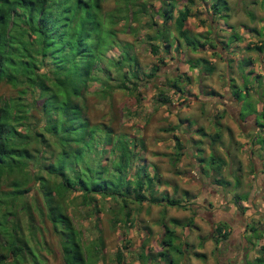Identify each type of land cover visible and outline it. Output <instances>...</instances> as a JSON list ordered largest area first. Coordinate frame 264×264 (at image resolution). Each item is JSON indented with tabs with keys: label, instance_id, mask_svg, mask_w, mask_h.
<instances>
[{
	"label": "rangeland",
	"instance_id": "rangeland-1",
	"mask_svg": "<svg viewBox=\"0 0 264 264\" xmlns=\"http://www.w3.org/2000/svg\"><path fill=\"white\" fill-rule=\"evenodd\" d=\"M140 2L145 3L144 12L134 0H103L101 9L107 12V15H112L110 10L115 7L124 12V5L127 6L129 15L126 21L113 25L115 31L110 29L114 24L110 20L104 22L102 29L100 26L97 28L101 37L97 51L103 50L101 62L105 63L109 71L104 73L105 76L109 73L116 75L114 64L106 61L109 58L115 60L120 52L124 55L128 52L135 57L139 69L138 80L130 79L135 86L129 83L135 90H114L109 97L103 98L101 94L96 96L91 93L98 87L97 83H92L87 90L85 112L89 123L97 124L99 130L104 129L102 124L111 128L114 133L112 140H118V144L112 145L113 152H109V148L106 149L109 153L108 158L109 160L116 158L115 155L120 151L125 153L129 161L126 179L127 177L133 179V173L136 171L140 174L144 172L146 176L142 178V182L145 186L147 178L154 174L161 181L154 187L157 189L156 195L160 196L165 191L169 198L177 199L187 206L183 209L164 204L133 203L128 206L134 210L130 212V223L126 224L124 209L118 211L116 199L100 200L96 197V207L100 209L98 213H94L90 207L77 208L79 222L76 226L83 230V246H87V243L93 244V240L100 246L101 250L97 249L96 252L101 256L97 264H117L116 251H119L123 264H264V261L263 263L255 261L260 254L258 249L251 247L249 243L246 251L243 249L244 253L238 256L233 253H237L238 248L232 249V245L228 246L226 239L214 243L215 235L212 230L214 227L208 226L209 216H200L190 207L195 198L205 196L208 200L212 199L209 195V185H206V190L200 192L203 189L202 185L195 181L199 176L195 170L196 161L205 158L201 164L207 170L204 173L207 178V172L210 174L216 169V163L210 161L211 156L222 158L227 149L231 155H238L241 162L237 167L238 176L228 177L231 189H228L229 186H221V190L224 192L232 190L230 199L236 201L233 205L235 214L236 210L245 213V207H248V202H245L249 195L245 190H251V164L247 162L246 154L248 150H253L255 155L264 158L263 148L251 145L253 138H256L255 144L261 145V138L258 136L262 134L260 131L242 133L229 112H224L222 103L226 101L225 95L227 97L228 94L232 95L238 102L243 120L248 122L254 119L258 127L261 123L264 124V120L260 119L261 112H264V0H206V3L192 0L193 4H188L186 0H177L174 10L186 5L190 10V16L184 24L185 40L178 37L172 25L174 12L173 19L165 24L167 33L163 30L161 18L156 14L159 2L157 0ZM214 2L215 6H212ZM212 9L216 11L215 14ZM150 21L156 24L151 25ZM155 30H159V33L155 34ZM151 34L159 37L157 40L161 38V41L168 44L167 51L164 49L165 43L160 41L152 43L158 46L157 52L151 51V43L147 39ZM163 36H166L167 41ZM257 46L261 47L260 51L255 50ZM202 60L207 62L206 66ZM123 64L128 67V62ZM154 66L157 70L152 77H148ZM206 67L208 69L212 67V70L208 71ZM126 68L123 70L130 69ZM174 80L178 81L180 92H174L169 87ZM58 87L55 81L50 83V91L46 92L41 100H47L46 114L61 113L65 126L69 124L73 126L69 133L63 134V137L67 141H75L81 138L83 133L80 123L82 101L79 94L71 95V87L67 84L63 90ZM159 93L168 98L167 104L157 100ZM19 96L22 97V94L18 93L16 96L14 88L6 84L0 85V105L8 98L18 101ZM218 96L224 98H217ZM26 100L30 102L31 95H27ZM40 102L36 103V107L38 105L40 108ZM54 109L56 111H53ZM30 115L24 124L16 128L22 135L16 141L18 150L29 149V152L12 155L7 159L10 165L15 166L16 162L26 163L27 169L32 167L33 170H37L46 167L44 165L49 162L54 164L61 161V158L69 165L78 160L81 152L78 143L64 142L62 145L49 140L47 129L56 127L59 130L62 122L48 126L45 119H41L39 110L35 108L30 110ZM215 133L219 135V140H212ZM97 136L98 132L96 138ZM137 139L142 142L141 148ZM27 140L30 142L29 145L26 143ZM48 141L55 151L61 146L60 151H56L55 158L49 159L51 152L47 146ZM177 142L181 146L180 156L177 161L172 162L175 152H178L175 148ZM95 146L102 150L98 140L94 138L91 150ZM123 158L125 159L123 156L120 159ZM192 173L195 174L194 179L190 177ZM223 173L227 174L226 169ZM211 175L215 176L213 172ZM238 181L239 186L236 187ZM28 187L31 191L27 198L33 192L34 184L29 182ZM0 189L10 190L3 186ZM40 203L41 200L38 204ZM2 210L0 204V211ZM215 216L217 219L212 218L213 226L224 224L219 221L218 215ZM190 218L192 221L186 226ZM172 219L178 220L179 223L175 224ZM35 220L38 221L37 218ZM247 222L246 239L248 237V241L256 246L260 242L264 245V233L259 229V225H255L256 218L250 216ZM198 223L203 225L206 223V234L203 236L197 230ZM43 225V231L36 234L38 240L43 242L40 254L47 264H64L55 236L49 230L47 222H43ZM164 226L175 231L176 237L172 239L171 247L160 246ZM224 228L227 235L229 227H225L224 224ZM177 247L182 249V253L174 251L178 249ZM195 251L202 256H195Z\"/></svg>",
	"mask_w": 264,
	"mask_h": 264
},
{
	"label": "trees",
	"instance_id": "trees-1",
	"mask_svg": "<svg viewBox=\"0 0 264 264\" xmlns=\"http://www.w3.org/2000/svg\"><path fill=\"white\" fill-rule=\"evenodd\" d=\"M102 1L0 0V85L6 84L14 88L16 96L18 93L22 94L18 101L8 98L0 105V187L10 188V190L0 189L2 194L0 204L3 207L0 211V264H47L40 254L43 242L38 240L36 235L43 231V222H47L49 230L55 236L64 264H97L101 256L96 252L101 250L100 246L94 240L93 244L87 243V246H83V230L76 226L79 222L78 207H90L94 213L99 212L100 209L96 207V197L100 200L116 199V205H119L118 211L124 209L126 224L130 223V212L134 210L128 206L133 203L164 204L183 209L187 206L177 199L169 198L165 191L160 196L156 195L157 189L154 187L161 181L154 174L147 178L145 186L142 182V178L146 176L144 172L140 174L136 171L133 173V179L128 177L126 179L128 175L126 167L129 161L125 153L120 151L115 155L117 160L108 158L109 153L106 149L109 148V152H113L112 145L118 144V140H112L114 133L111 128L102 124L104 129L99 130V126L90 124L86 116V95L92 83H97L98 87L91 93L96 96L101 94L103 98H106L114 90H135L133 88L135 84H132L130 79L138 80L139 69L136 59L128 52L126 55L120 52L115 60L107 58L106 62L114 64L116 75L109 73L105 76L104 74L109 71L105 63L101 62L100 56L103 55V50L97 51L101 41L97 28L100 26L102 29L104 22L110 20L114 23L110 29L115 31L113 25L126 21L129 10L125 5L124 12L115 7L110 10L112 15H107V12L101 9ZM140 1L134 0V3L140 5L144 12L145 3ZM157 1L159 7L156 14L162 20L164 32L168 33L165 24L170 23L174 12L172 25L178 37L185 40L184 24L190 16L188 6L174 10L177 0ZM200 1L206 3V0ZM186 2L193 4L192 0H186ZM212 6H215V2ZM212 10L215 14L216 11ZM131 15L133 16V13L130 14L132 19ZM210 21L212 22L211 19ZM154 24L156 23L151 22V25ZM155 32L158 34L159 30ZM155 36L152 34L147 36L151 43V51L154 53L157 52L158 46L152 43L164 42L161 38L157 40L159 37ZM163 37L166 39V36ZM164 43V49L167 51L168 44ZM255 50L260 51L261 47L257 46ZM124 62H128L127 68ZM201 62L204 66L207 65L205 60ZM124 68L130 69L124 71ZM156 70L155 66L152 67L148 77H152ZM211 70L212 67L208 69V71ZM75 78L77 80H74ZM54 81L61 90L65 89L64 86L67 84L71 87V95H80L83 106L80 123L83 133L81 138L75 141H67L63 137V134L69 133L73 126L71 124L65 126L64 121L62 122L64 116H61V113L60 115L46 114L47 100H41L43 95L50 91V83ZM177 82V80L171 81L169 85L174 92H180ZM27 95H31L30 102L26 100ZM157 100L163 104L169 102L168 98L161 93L158 94ZM37 102H40V108L38 105L36 107ZM34 108L39 110L41 119H45L48 126L50 124L55 126L62 122L59 130L56 127L47 129L49 140L62 145L64 142L78 143L81 152L77 161L69 165L61 158V161L54 164L49 162L44 165L46 167L37 170H33L32 167L27 169L26 163L16 162L15 166L8 163L7 159H10L12 155L29 152V149L18 150L16 141L22 135L16 128L27 121L31 116L30 110ZM240 115L242 117L241 112ZM260 119L264 120V112H261ZM258 123L261 122L258 121ZM259 127L262 128L260 130L262 136L258 137L261 138L260 146H263L264 151V124L261 123ZM96 132H98L97 138ZM212 137V140H219V135L216 133ZM94 138L98 140L102 150H98L96 146L91 150ZM24 139H22L23 144ZM26 143L30 144L28 140ZM137 143L141 148V140ZM50 145L48 141L47 146L51 152L49 159L55 158L56 151L61 149L60 146L55 151ZM175 148L178 152H175L172 162L177 161L180 156L181 146L178 142ZM122 156L125 159H120ZM210 161L215 162L214 157L211 156ZM20 164L24 167L22 165L16 167ZM216 165L218 173L223 166V161L217 159ZM215 181L218 182V180ZM29 182L33 183L34 187L27 198L31 191L28 187ZM132 187L134 188L130 190ZM38 197L41 200L40 204H38L40 202ZM35 218L38 219L37 222ZM172 220L175 224L179 223L176 219ZM191 221L190 218L185 225L189 226ZM163 228L164 236L159 241L160 246L171 247L172 239L176 237L175 231L168 230L165 226ZM225 231L224 224L219 223L213 228L214 243L226 238ZM177 248L174 251L182 253V249ZM260 249V257L255 258L257 263L264 261V245ZM115 255L117 264H123L119 251H116ZM195 255L198 254L195 253Z\"/></svg>",
	"mask_w": 264,
	"mask_h": 264
},
{
	"label": "crops",
	"instance_id": "crops-1",
	"mask_svg": "<svg viewBox=\"0 0 264 264\" xmlns=\"http://www.w3.org/2000/svg\"><path fill=\"white\" fill-rule=\"evenodd\" d=\"M255 142L256 141H254L251 145L252 147L254 145L255 148H258L260 145H258L257 143L256 145ZM242 148L243 147H241L240 149L242 150ZM247 153H248L246 154L247 162L251 164V176H250L251 190H245L249 195L248 200L245 202V203L248 202V207H245L246 208L245 213H242L241 211L238 212L236 210V214H235L233 205H235L236 201L235 199H230V197H232L230 196V192H232V190L230 191L227 190L226 192L221 190V186L224 187L229 186L228 189H231L232 186L230 187V184H228L229 183L228 177L229 175L238 176L237 167L239 166V162H241L239 156L235 154L231 155L228 149L224 151V156L222 158L214 157V159H221L223 161V166L221 167V170L218 173L216 172L217 171L216 169L212 170L215 176L211 175L212 172L209 174L208 171L207 172L208 177H210L209 180L208 177L206 178V176L204 175V173L207 170L204 169L203 165L201 164V160L203 161L205 160V158H199L198 161H196L197 165L195 166L196 167L195 170L199 176L195 181L197 182V184L202 185L201 188L203 189H201L200 192L206 190V185H209L208 187L209 195L212 196V199L208 200L205 196L203 197L201 196L200 198L201 200L199 198H195L193 200V204H190L192 211L197 212L200 216H204V217L209 216V222H208L209 228H211V226L215 227L212 225L213 223L212 218L217 219L215 215H218L219 221L221 223H224L225 227L226 226L229 227V229H227L229 232H227V236L225 239L229 243L228 246L232 245V249L238 248L237 253L233 252L234 255L237 254V256L240 255L241 253H244L242 251L243 249L246 248L248 243L251 247L257 248L258 249L257 251L259 253L261 251L260 247L263 245L260 244L261 242L257 246L253 245L251 241L250 242L248 241V237L246 239V235H245L248 231L247 220L250 218V216L256 218L255 225H259V229L262 230L264 233V158L255 155L253 150H248ZM225 169L227 176L223 173ZM194 175L195 174L192 173L190 177L192 176L191 178H193ZM199 179L201 180L198 181ZM215 180H218V182H216ZM201 181L205 183L202 184ZM210 181H212V183H209ZM213 184H215L214 188H213ZM238 186L239 183L236 185V187ZM257 212L259 214H257ZM220 213L223 214L224 216L221 215ZM204 224L205 225L201 223H198L197 225L195 224L197 227H199V229L197 228V230H199L202 236L203 234H206V223ZM234 225L240 227L239 228L232 227ZM209 233H211V229ZM194 253L198 254V255L194 254L195 256H202V254H199L196 251Z\"/></svg>",
	"mask_w": 264,
	"mask_h": 264
},
{
	"label": "flooded vegetation",
	"instance_id": "flooded-vegetation-1",
	"mask_svg": "<svg viewBox=\"0 0 264 264\" xmlns=\"http://www.w3.org/2000/svg\"><path fill=\"white\" fill-rule=\"evenodd\" d=\"M228 94V92H227ZM225 95V93H224ZM229 97H227V95H225V103H222V108L224 110V112H229L228 114L233 118V121L235 122V124L237 125V127L239 128V130L242 133H257V131H260L261 128H259L256 124V121L254 119H250L248 122L247 120H243V117H240V107L238 105V102L234 99V97L232 95H229ZM217 98L223 99L224 96H218ZM256 138L252 139L253 143L255 141ZM260 147V146H259ZM263 148V146H261ZM248 154V153H247ZM263 158V157H262Z\"/></svg>",
	"mask_w": 264,
	"mask_h": 264
}]
</instances>
